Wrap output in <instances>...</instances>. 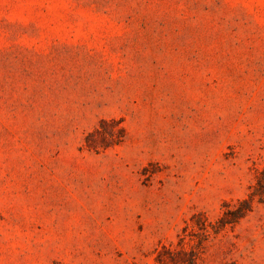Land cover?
I'll use <instances>...</instances> for the list:
<instances>
[{
	"label": "rangeland",
	"instance_id": "rangeland-1",
	"mask_svg": "<svg viewBox=\"0 0 264 264\" xmlns=\"http://www.w3.org/2000/svg\"><path fill=\"white\" fill-rule=\"evenodd\" d=\"M0 264H264V0H0Z\"/></svg>",
	"mask_w": 264,
	"mask_h": 264
},
{
	"label": "trees",
	"instance_id": "trees-1",
	"mask_svg": "<svg viewBox=\"0 0 264 264\" xmlns=\"http://www.w3.org/2000/svg\"><path fill=\"white\" fill-rule=\"evenodd\" d=\"M123 128L119 127V123L115 120L101 121L100 125L86 137V147L89 150L98 151L103 148L117 145L123 138ZM244 216V209H238L232 214V219L228 217L222 218V226L232 224Z\"/></svg>",
	"mask_w": 264,
	"mask_h": 264
}]
</instances>
